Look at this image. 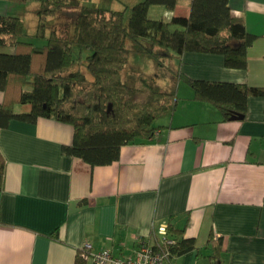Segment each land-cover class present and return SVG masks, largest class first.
<instances>
[{
  "label": "crops",
  "instance_id": "obj_1",
  "mask_svg": "<svg viewBox=\"0 0 264 264\" xmlns=\"http://www.w3.org/2000/svg\"><path fill=\"white\" fill-rule=\"evenodd\" d=\"M40 5L0 0V14L21 17L24 29L29 23L35 32ZM230 5L257 35L247 68L228 67L221 53L185 51L167 57L168 72L161 73L144 65L145 54L132 46L125 79L139 87L137 78L152 74L145 88L160 85L178 99L158 118L154 136L122 145L115 161L92 165L63 152L74 129L54 118L13 119L0 128L6 160L0 264H75L87 241L93 252L111 248L129 255L140 240L153 242L158 227L169 222L183 229L169 236L193 237L197 244L171 264H264V95L249 96L246 118L225 119L214 104L194 99L176 73L264 86V0ZM190 7L191 0H178L173 9L155 4L149 13L170 18L188 15ZM211 234L221 244L216 258Z\"/></svg>",
  "mask_w": 264,
  "mask_h": 264
},
{
  "label": "trees",
  "instance_id": "obj_2",
  "mask_svg": "<svg viewBox=\"0 0 264 264\" xmlns=\"http://www.w3.org/2000/svg\"><path fill=\"white\" fill-rule=\"evenodd\" d=\"M177 1L139 0L122 9L82 5L70 34L55 26L47 31L49 19L69 0H41L34 33L46 38L42 45L22 38L21 17L0 14V91L4 92L0 128L13 119L35 122L42 116L63 121L74 129L73 141L63 145V152L92 165L108 164L119 158L122 145L154 136L161 127L157 119L174 110L178 99L173 92L143 89L125 79L133 51L127 46L128 39L135 42L137 51L149 54L161 66L167 57L198 51L221 53L228 67L247 68L248 48L257 35L233 12L230 0H191L188 15L150 16L152 5L173 9ZM83 50L87 51L84 65ZM176 73L192 88L194 99L214 104L225 119L234 114L246 118L249 96L264 95V86ZM5 166L0 150V188ZM168 231L177 234L183 229L169 222ZM209 239L217 242L212 255L216 258L220 240L213 234ZM196 246L193 237L175 239L169 246L170 258ZM88 263L79 251L75 264Z\"/></svg>",
  "mask_w": 264,
  "mask_h": 264
},
{
  "label": "rangeland",
  "instance_id": "obj_3",
  "mask_svg": "<svg viewBox=\"0 0 264 264\" xmlns=\"http://www.w3.org/2000/svg\"><path fill=\"white\" fill-rule=\"evenodd\" d=\"M136 2L137 0H102V2H98L97 0H69V4L66 7H63L62 9H60L58 11L57 16L49 19L47 31L49 32L55 26L59 31L61 32L66 31L71 34L72 31L74 30L76 16L79 10L81 9L82 5H100V6L108 7L112 9H122L126 6L131 7ZM24 33L25 34H23L22 38L33 41L37 45H42L46 42V38L36 36V34L34 33V27L33 26L31 27L29 23L26 27V30H24ZM134 44L135 42L133 40L131 39L127 40V46H129L131 49H133L132 46ZM77 52H79L78 48L76 49V56H77ZM86 52L87 51L83 50L82 56L80 57L81 61H83V65L85 64ZM144 54L145 55H144L143 64L144 65L147 64L148 67H150L149 69L156 68V70L160 71L161 73L168 72L167 67H163V66L160 67L161 65H159L152 56H150L149 54L146 55V53ZM149 77H148L149 79H152L153 75L151 74ZM140 78L141 77L137 78L136 84H140L138 86L143 89H148V88H145L144 86H145L146 81L150 83V80L146 79L145 81ZM149 87H151V89H157V90L167 89V88H161L162 86L160 85L159 86L150 85ZM16 109L17 110L21 109L20 105H18ZM160 120L161 118L156 121V124L159 123Z\"/></svg>",
  "mask_w": 264,
  "mask_h": 264
},
{
  "label": "built area",
  "instance_id": "obj_4",
  "mask_svg": "<svg viewBox=\"0 0 264 264\" xmlns=\"http://www.w3.org/2000/svg\"><path fill=\"white\" fill-rule=\"evenodd\" d=\"M157 232L158 237L153 242L149 238L140 240L129 255H115L111 248L93 252L92 244L88 241L80 251L84 258L94 264H171L169 246L175 238L169 236L166 224L160 225Z\"/></svg>",
  "mask_w": 264,
  "mask_h": 264
},
{
  "label": "water",
  "instance_id": "obj_5",
  "mask_svg": "<svg viewBox=\"0 0 264 264\" xmlns=\"http://www.w3.org/2000/svg\"><path fill=\"white\" fill-rule=\"evenodd\" d=\"M111 107V104H109V108ZM244 117L243 114H234L233 116H231V118L234 119H242Z\"/></svg>",
  "mask_w": 264,
  "mask_h": 264
}]
</instances>
